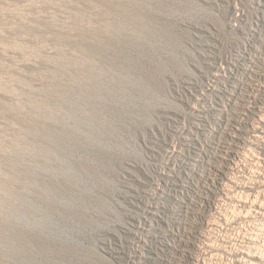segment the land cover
Returning a JSON list of instances; mask_svg holds the SVG:
<instances>
[{
  "label": "rangeland",
  "instance_id": "rangeland-1",
  "mask_svg": "<svg viewBox=\"0 0 264 264\" xmlns=\"http://www.w3.org/2000/svg\"><path fill=\"white\" fill-rule=\"evenodd\" d=\"M254 84L264 0H0V264H241L235 223L209 239L217 214L192 212ZM248 133L246 184L230 171L217 199L264 179Z\"/></svg>",
  "mask_w": 264,
  "mask_h": 264
},
{
  "label": "bare ground",
  "instance_id": "bare-ground-1",
  "mask_svg": "<svg viewBox=\"0 0 264 264\" xmlns=\"http://www.w3.org/2000/svg\"><path fill=\"white\" fill-rule=\"evenodd\" d=\"M249 97L252 99L249 101L251 103H246L245 101L241 102L239 106L240 107L239 109L241 112L237 114L236 116H234L233 117L234 119H231L225 123V128L223 130L224 140L221 141L223 145L222 144L220 145L221 148H224V149H220L219 150L220 153L216 156L219 158L220 164L218 167H213V169L211 170L213 171V175H214V178L212 179V183H211V185L213 186V189L211 191L215 194H212L210 192V189H208L207 191H203L207 193V199L204 200L203 198H201V201L204 202L205 206L198 208L196 212H192V216L202 217L203 216L202 213L205 212L206 207L209 208L210 210L213 209L214 212L217 214V218H219L220 220H214V221L205 220V225L209 229V233H208L209 239L212 234V231L217 229V226L224 225L225 223L229 225H232L231 224L232 222L235 223L232 226H235L240 236H243L246 238L244 241L245 243L243 245L236 247L238 249L239 254L241 253L244 254V256L241 258L240 263L241 264H264L263 262L258 263V262L253 261V258L260 257V253L262 251L260 252V249L256 246L257 245L256 240L258 239L257 237L259 234L258 233L259 228L257 229L256 227L252 226L254 222L253 219H261L263 220L262 223L264 222V179L258 181L259 182L258 184L256 183L257 184L256 187L258 189L253 196L245 195L246 197L243 198V196L237 197L233 194L227 193V194L221 195L220 199H217L216 197H214V195L218 194L219 192L218 190L221 186L226 185L229 182H233V180L229 176L230 171H232L233 174L237 176V179L240 180L239 182L240 184H246V181H245L246 179H244V177L243 179L241 178L242 176H245V175L244 173L241 174L242 173L241 171H243L242 166L244 165L241 164L240 162L243 160V157L246 156L247 151H248V150L245 151L248 145V142H249L248 139L245 137V135L248 133L249 128L250 127L253 128V131L255 132V135H254L255 139L258 140L259 137L264 136V129H262L264 128V85L254 84ZM255 107H259L261 108V111H263V113L260 112L261 114L258 115L257 121L261 125L259 126V128L258 127L256 128L253 125H251L250 127L247 126L246 121H245L247 119H245V117L243 116L247 113L252 114V112L254 111V110L252 111V109H256ZM250 141H254V140H250ZM249 146L247 148H249ZM258 158L259 159L254 160L252 164L249 162V165H251L250 169L252 168L254 169L253 171H255L254 172L255 175L258 176V174H260V175H263L264 177V154H262V156ZM245 160L243 161L245 162ZM256 172L258 174H256ZM248 176H247V179H248ZM251 178H252V173H251ZM208 184L210 185V183ZM220 200L222 202H227L228 205L222 206L220 204L219 206H222V207L216 208V205L218 204V202H220ZM229 204H232V206H229ZM202 219H208V218L204 217ZM257 222L259 223V221ZM191 229H192V226H191ZM245 231H247V233H245ZM200 236L202 235L200 234L199 231H196V230H194L193 232L190 231L187 235L183 234L182 237H186V239L180 238L178 240L175 253L178 254V256L180 257L189 258L191 256V251L197 250L198 248V246L192 241V238L193 237L198 238ZM205 244H207L209 249H214L213 243L206 242Z\"/></svg>",
  "mask_w": 264,
  "mask_h": 264
}]
</instances>
